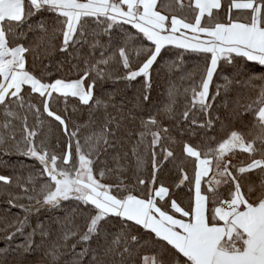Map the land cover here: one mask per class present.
<instances>
[{
  "label": "snow or ice",
  "instance_id": "obj_1",
  "mask_svg": "<svg viewBox=\"0 0 264 264\" xmlns=\"http://www.w3.org/2000/svg\"><path fill=\"white\" fill-rule=\"evenodd\" d=\"M43 13L55 16L48 49L83 61L82 74L76 78L46 82L43 75L35 74L40 44L26 41L29 32L48 34L43 19L31 23ZM125 25L135 33L124 30ZM60 36L57 46L54 40ZM103 36L108 38L106 43L101 42ZM139 36L150 43L135 47ZM39 41L43 43L44 36ZM85 47L88 55L83 54ZM169 47L204 56L203 69L188 74L190 79L200 75L191 87V108L182 113L185 122L191 120L190 127H213L210 110L221 87L225 93L234 83L258 88L256 98L243 106L255 119L247 136L232 130L215 147L211 142L183 143L182 155L192 159L194 169L189 176L186 169L178 168L175 188L187 184L193 193L187 207L174 198L172 185L158 183L159 173L176 159L166 143L171 141L170 129L156 115L147 119L135 115L139 105L113 116L107 103L95 95L97 83L114 75L128 82L143 77L141 95L149 101L151 69ZM97 49L99 59L93 55ZM73 67L79 69V64ZM228 68L236 75H225L224 84L210 95L214 76ZM37 97L39 103H34ZM69 98L89 109L103 106L105 115L98 129L91 112L86 125L70 128L76 109L68 112ZM53 101L64 103L62 113L53 110ZM169 101L162 109L166 115L173 113L172 90ZM197 110L209 118L198 121L193 114ZM43 114L67 138L62 151H57L60 139L55 145L38 141L46 123ZM29 116L34 124L28 123ZM137 119L138 133L125 124ZM84 128L92 130L82 139ZM126 144L131 145L130 151ZM237 151L248 158L233 164ZM11 155L37 161L40 168L27 177L0 175V198L6 197L9 212L18 208L23 213V218L17 216L0 229L7 244L0 249V264H7L8 249L17 235H24L30 216L62 208L66 202L75 207L57 221L65 244L76 236L85 245L97 240L95 249L89 246L76 252L72 245L70 255L77 264H83L88 254L90 264H264V0H0V158ZM109 156L114 167L109 166ZM98 163L104 167L97 175ZM149 165V176L140 175ZM128 171L131 176L125 175ZM110 174L115 183L104 182ZM129 181L134 183L130 186ZM13 187L18 191H11ZM76 217L83 220V231L75 225ZM38 228L42 237H50L43 224ZM35 233L33 229L16 250L31 252ZM47 255L49 264H60V246L51 245Z\"/></svg>",
  "mask_w": 264,
  "mask_h": 264
},
{
  "label": "trees",
  "instance_id": "obj_2",
  "mask_svg": "<svg viewBox=\"0 0 264 264\" xmlns=\"http://www.w3.org/2000/svg\"><path fill=\"white\" fill-rule=\"evenodd\" d=\"M187 3V0H185ZM224 18V14L221 13V19ZM43 19L48 24V34L45 35L40 31L29 32L27 35L26 43L40 44V47L36 51L38 57L37 60V70L35 74L37 76L43 75L46 82H51L57 78H76L78 74H82L83 70V61L73 59L67 53H61L57 50L48 49V40L51 39L53 21L55 20L54 14L43 13L42 16L38 15L33 17L31 23L35 25L38 21ZM124 30H127L130 33H135L134 29H131L130 26L125 25ZM124 30L118 29V32H123ZM25 31H27L25 29ZM44 36L43 43H40L39 37ZM102 43L107 42V37L103 36L100 38ZM62 40V36L54 40L55 45H59ZM141 42L143 45H148L150 42L143 39L142 36L134 39V46L140 47ZM51 51V54L48 55L47 51ZM84 55H88L89 49L85 47L83 50ZM107 54V53H106ZM182 54V55H181ZM95 59L100 58V49H97L93 54ZM175 61V65H173ZM95 62V61H93ZM32 56H29V67H31ZM79 64V69L73 67L74 65ZM205 64L203 54L184 52L181 49L175 48H166L162 50L161 57L158 58V61L153 65L151 69V90L148 93L150 95L149 101H143L142 91L144 89V78L139 77L136 81H123L117 80L115 75L112 79L102 80L97 83L95 95L99 99H103L107 103V112L111 113L113 116H119L121 112L124 114L128 113L129 108L135 107L134 114L143 116L145 119L149 115H156L165 127L170 129L171 148L176 153V159L168 163L165 168L159 173V182H163L165 185H172L174 198L177 199L182 206L187 207L189 198L193 193H190L189 187L187 184L181 188H175V183H178L177 179V169L183 167L187 170L189 176L193 174L194 164L191 158H186L182 155V145L184 142H191L194 144H208L211 142V146L215 147L216 142L225 138L226 135L232 130H238L243 132L246 136L248 132L253 128L255 123L254 115L251 113H246L244 111V105L250 103L254 100L258 94V88L244 87L242 85L233 84L230 86V89L225 93L224 89L221 87L220 95L213 102V107L211 108V118L214 120V125L211 129H201L196 126H191V120L185 122L182 117V113L185 108H191V87L194 83H198L200 75L197 74L194 78H188V74L192 73L194 69H203ZM241 67L244 64V61H240ZM46 66V68L44 67ZM111 67L115 68V65ZM257 68L259 66H256ZM228 75L229 77L235 76L236 73L231 68H228L227 72H220L216 74L213 78L212 83L210 84L209 92L210 95H215L218 86L224 84V76ZM239 79H246V77H238ZM257 85L260 84V81H255ZM172 90L175 97V104L173 105V113L164 114L162 109L169 101V91ZM34 103H39V98H35ZM115 105V107H113ZM53 110L63 112L65 105L63 102L57 104L53 101L52 104ZM68 112L73 113V108L75 107L76 111L71 116L70 128L71 126L77 125L82 126L86 125L89 121V114L92 113V118L97 121V129L99 127V122L105 115V109L103 106L99 110L89 109L86 106L79 105V102L74 98H69ZM42 112V107H41ZM195 118L204 122L209 117L205 114L199 112L198 110L194 113ZM216 117H219L217 120ZM42 119L45 120V126L41 131L39 139H46V141L55 145L57 139L61 141V148L57 151H62L67 143V138L63 137L62 132L57 127V123L52 121L51 118H48L46 114L42 115ZM50 122V124H49ZM29 124H34L35 120L32 116H29ZM125 124L129 130L134 132H139L140 122L137 119L135 122L130 120L125 121ZM20 128L19 122H17V129ZM92 129L84 128L81 133V138L88 134ZM251 139V137H248ZM136 137L134 136L132 142H135ZM131 145L126 144L125 149L130 151ZM143 151V150H141ZM74 152V149H73ZM234 164H239L241 160H246L247 154L240 153L237 151ZM108 163L110 167L115 165L111 162V156L108 158ZM101 161L105 160L104 156L100 157ZM123 163L128 164V161ZM104 167L103 163H98L96 165L97 175L98 170ZM40 168V165L37 161L27 159L21 155H11L4 156L0 158V175L11 176L15 178L16 176L27 177L30 172H35ZM134 169V165H133ZM151 171L150 165L140 172V175L143 177L149 176ZM126 176H131L132 171L125 173ZM207 179V178H206ZM255 179V177H253ZM15 183V179L13 181ZM105 183H115V177L111 174L106 176L104 179ZM134 183V181H129V184ZM243 183L247 186L248 181L244 180ZM11 191H18L14 187L10 189ZM138 191V190H137ZM6 197L0 198V229H5L14 219L19 216L23 218V213L18 208H13L11 211H8V205L4 202ZM27 203V201H22ZM75 207L74 204L66 202L62 208L56 210H47L41 211L38 214L30 216L28 225L25 228L24 235H17L12 241V246L8 249L7 252V264H49L50 257L47 255V252L50 249V246L54 243L60 246L61 259L60 264H77L75 257L70 255L71 247L73 244L76 245V252H80L84 247H91L95 249L97 247V240L93 238L88 245L78 243L79 237L70 238L66 244L62 239L63 229L60 223L57 221L62 220L66 214L71 213L72 208ZM67 210V212L65 211ZM179 216V214H176ZM75 225L81 226L80 230L83 231L82 225L83 220L80 217H76L74 221ZM43 224L46 231H50V237H42L38 225ZM69 227H72V224H69ZM36 229V233L33 237L35 241V247L31 252L24 253L22 250H16L17 245H22L25 243V239L29 233ZM14 230V229H12ZM75 230V228H73ZM7 248L3 236L0 235V249ZM67 249L68 251H65ZM92 259L91 254L86 255L83 258V264H90Z\"/></svg>",
  "mask_w": 264,
  "mask_h": 264
},
{
  "label": "rangeland",
  "instance_id": "obj_3",
  "mask_svg": "<svg viewBox=\"0 0 264 264\" xmlns=\"http://www.w3.org/2000/svg\"><path fill=\"white\" fill-rule=\"evenodd\" d=\"M234 160H235V158H232V163H233V164H234V162H235Z\"/></svg>",
  "mask_w": 264,
  "mask_h": 264
}]
</instances>
